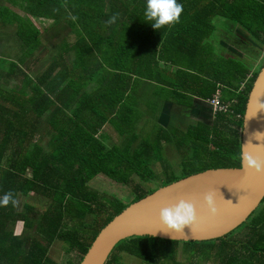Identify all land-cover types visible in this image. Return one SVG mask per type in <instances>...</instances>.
I'll return each instance as SVG.
<instances>
[{"label": "trees", "instance_id": "16d2710c", "mask_svg": "<svg viewBox=\"0 0 264 264\" xmlns=\"http://www.w3.org/2000/svg\"><path fill=\"white\" fill-rule=\"evenodd\" d=\"M5 1L0 0V31L14 32L24 50L17 60L0 55V79L21 85L9 91L0 86V197L11 191L17 201L35 196L49 205L27 204L21 212L17 205L0 207V264H81L101 230L131 205L193 174L240 167L243 115L260 70L242 85L243 64L224 59L209 40L217 29L214 19L223 18L264 45V0H177L183 5L181 22L158 31L145 19L147 0ZM62 15L71 19L67 31L77 39L58 41L49 51L41 46L34 19L51 20L53 29L62 25ZM113 15L116 22L107 24ZM24 56H34L42 70L36 74L32 67V75ZM139 81L164 90L173 85L168 90L183 97L195 93L208 102L217 97L226 111L217 112L213 123L188 125L186 131L158 123L153 138L146 139L139 127L140 98L133 95ZM106 126L119 136L113 144ZM167 145L191 152L183 157L182 178L168 165ZM196 162L205 164L193 167ZM159 163L165 168L162 187L148 191L143 185L161 179L154 170ZM101 175L130 186L132 201H110L92 188ZM18 222L32 230L30 240L9 230ZM57 242L77 257L53 260ZM180 247L190 264H264V209L217 239L122 241L106 264H125L119 253L143 264H185L178 259Z\"/></svg>", "mask_w": 264, "mask_h": 264}, {"label": "water", "instance_id": "95a60500", "mask_svg": "<svg viewBox=\"0 0 264 264\" xmlns=\"http://www.w3.org/2000/svg\"><path fill=\"white\" fill-rule=\"evenodd\" d=\"M257 135V140L255 137ZM264 144V67L259 71L248 94L240 135V152L244 144ZM250 146L254 155L264 157V150ZM215 195L217 216L210 217L203 206V195ZM197 204L201 222L188 235L171 237L159 230V210L179 199ZM264 206V175L244 173L239 168L209 169L193 174L131 205L99 233L81 264H106L117 245L135 237H155L173 241H205L236 231Z\"/></svg>", "mask_w": 264, "mask_h": 264}, {"label": "rangeland", "instance_id": "374dc122", "mask_svg": "<svg viewBox=\"0 0 264 264\" xmlns=\"http://www.w3.org/2000/svg\"><path fill=\"white\" fill-rule=\"evenodd\" d=\"M4 3H7L5 0H2ZM1 4H3L2 2H0ZM0 4V5H1ZM10 8H12L10 6ZM13 9V8H12ZM24 15V14H23ZM63 16V20L61 21V26L55 27L53 29H50L52 27V21L51 20H47V19H34V23L36 25V27L41 31V46H47L49 48V51L54 49L57 44L58 41L64 40V39H70L72 38V41H76L77 36L75 34H68L67 31V27L70 28L69 23L71 22V19L65 15ZM33 21V19H32ZM225 22H229L223 18H215L214 19V23L217 25V27H219L220 25V29H218V36L220 35V38L224 41V37L226 38V43L229 42L230 45H233L234 47H236L233 43L236 44V42L232 41L231 39H234L236 36L234 34L235 30H232L229 28V25H226ZM69 30V29H68ZM2 33H6V35H0V55L4 56V57H9L11 59L17 60L20 59L23 53L24 48L21 47V42L19 41V39L15 36L14 32H9L7 30H2L0 31ZM69 40V41H70ZM235 40V39H234ZM237 41V40H236ZM12 42V45H11ZM233 42V43H232ZM240 45V42H237ZM222 48V45L220 43L219 45ZM239 47V46H237ZM262 47V50L264 52V46H260ZM221 48L219 49V52L222 53L223 50H221ZM225 56H229L228 54ZM22 58H27L24 62V67H26V70H28L29 72L32 73L33 75V71L29 70L30 68L34 67V72H36V74L39 73V71L42 70V67H40V62H36L34 60V56L33 57H22ZM248 58V56H247ZM250 59V58H248ZM47 58H45L43 60L42 63H46ZM35 76V75H34ZM23 86V85H22ZM5 87L10 90L16 87L15 85V80H13L10 83H5ZM17 89H19V86H17ZM145 101L148 100V98H146V96L144 97ZM212 99V98H211ZM210 105V104H209ZM204 114H201L203 119H209V117L212 115L213 113V108L211 106H206L204 108ZM217 112H215L214 116L212 117V119L210 118L208 120V122L213 123L216 118H217ZM149 115V117H148ZM146 114L145 118L148 117V121H144V127L142 128V136L146 139H151L153 138L151 134H153L152 130L154 129L155 126L158 125L159 120L157 118H153V116H151L150 114ZM194 115V113H193ZM199 115V113H198ZM187 122H184V124H194L196 125L199 121V119L194 120L192 118L191 115H188L186 117ZM201 121V120H200ZM160 123L165 126H167V129H171L173 128V126H171L170 122L167 120L161 119ZM175 126H180L179 123H175ZM181 127V126H180ZM181 129V128H180ZM183 131H186V127H184L182 129ZM105 131L107 132V134L110 136V141L109 144H113L116 141L119 140V136L118 134L112 129L109 128L108 126L105 127ZM46 132L45 130V125L43 126V128L41 129V137L43 136V134ZM140 132V131H139ZM184 154L182 151L179 152L177 150H175L174 148H172V146L167 145L166 147V155L168 157V165L169 167L174 171L175 175H178L182 178L183 174V157L184 155H190L191 152L189 150H185ZM163 157V155H162ZM205 163L201 162L198 163L196 162L193 167H202ZM218 169V168H217ZM154 170L157 171V173L159 174L160 178L158 180L157 183L155 184H145L143 185L145 187L146 190H154L157 189L158 187L161 188L162 187V180H163V171L165 170V168H163V164H155L154 166ZM136 183L141 184V180L139 178H134ZM161 185V186H160ZM92 188L98 190L101 192L102 195H104V198L110 200V201H114V200H119L121 203L124 204H128L132 201V189L130 186H122L119 184H116L113 182V180H111L108 177H105L103 175L97 177L94 182L91 184ZM168 187V186H167ZM162 189V188H161ZM27 204H31L34 207L38 208V209H43L46 208L49 203L47 201H45L44 199L40 198V197H30V198H24V197H19L18 201H17V209L19 212H21L24 208L25 205ZM264 209V206H263ZM9 230H13L15 234L17 235H21L23 238H25L26 240H30V238L33 237V232L31 229H25V226L23 223L18 222V223H13L12 225H10ZM50 257L55 260L56 262L62 261V260H68V259H75V257H77L76 254H72L69 255L68 254V248L67 245L64 244V242H57L55 245H53V248L50 252ZM119 260H122L123 262L127 263V264H143L139 259H137L136 257L128 254V253H119ZM178 259L182 260V261H186L185 264H190V262H188L186 259H184V255L182 253V247H180L179 253H178Z\"/></svg>", "mask_w": 264, "mask_h": 264}, {"label": "crops", "instance_id": "0c3cea01", "mask_svg": "<svg viewBox=\"0 0 264 264\" xmlns=\"http://www.w3.org/2000/svg\"><path fill=\"white\" fill-rule=\"evenodd\" d=\"M229 21V20H228ZM226 25H229V28L234 31L235 34V40L231 39L232 41L236 42L233 43L235 46H239V47H234L233 45H230L229 42L226 43V38L224 37V41L220 38V35L218 36V29H220V25L219 27H217L215 34L213 35V37L209 40V42L215 46V50L218 54H220L224 59H234L236 62H240L243 64L242 68V73H239V77L241 81V77L242 75H244L243 79H242V85L244 82H246V80L250 79L252 75H254L256 72H258L259 70H261L262 66L264 65V52L261 51L262 47L260 46H264L261 43L257 42L255 39H252L249 35H247L244 30L241 29L240 26H237L236 24H234L233 22L229 21V22H225ZM237 40V41H236ZM240 40V41H239ZM240 42V45L237 43ZM221 43L222 48L219 46ZM221 48L222 53L219 52V49ZM229 55V56H225V55ZM250 58L248 59L247 58ZM165 66V62H163V67ZM166 68H169L170 71H178V68L175 65L172 64H168L166 65ZM5 81L3 79H0V86L3 89L8 90L5 87ZM15 85L16 87L14 89H17V86H19V89L21 88L20 82L17 81L15 79ZM133 85V83H132ZM132 85L130 86V88L132 87ZM173 85H170L166 87V90H164V85H160V87H155L153 85H148V81L144 82L143 81H139L137 83V88L134 90L133 95L135 93L138 94L139 98H140V108L139 111L143 114L140 118L139 121V127L140 129L144 127L145 122L144 121H148V117L150 114L151 116H153V118H157L159 120L158 123H160V120L163 119L169 121L171 124V126L177 127V128H181L183 129L184 127H187L188 125H194V124H184V122H187L186 117L188 115H191L192 118L194 120L199 119V122H205V123H209L208 120L214 116L215 111L213 109V113L212 115L209 117V119H203L201 114H204V108L207 106H211L209 105L210 103L206 100H202L200 98H198L195 93H193V95L190 94L189 96H184L182 92H179L177 90L176 92H173L171 89L168 90L169 87H171ZM12 90V89H10ZM9 91V90H8ZM158 92L160 93H165L166 95L163 96V99H158L155 98V94H157ZM229 95V93L225 92V94L223 95L224 98L227 97ZM146 96V98H150V101H145L144 97ZM160 100V102L158 101ZM170 100V101H168ZM180 100V101H179ZM151 102H157L159 103L157 109H152L149 108L152 106V104H150ZM213 108V106H211ZM194 113V115H193ZM199 113V115H198ZM148 115L147 118H145V115ZM201 120V121H200ZM175 123H179L180 126H175ZM161 124V123H160ZM162 125V124H161ZM164 127H166L163 124ZM167 147V146H166ZM166 155V153H165ZM167 156V155H166ZM162 164V163H160ZM122 263V260H120ZM127 264V263H125Z\"/></svg>", "mask_w": 264, "mask_h": 264}, {"label": "clouds", "instance_id": "9594fccd", "mask_svg": "<svg viewBox=\"0 0 264 264\" xmlns=\"http://www.w3.org/2000/svg\"><path fill=\"white\" fill-rule=\"evenodd\" d=\"M183 13V5L177 0H147L144 16L146 21L151 24L154 30H159L165 26L172 28L181 22ZM117 15H113L107 24H114L117 20ZM73 20L76 17H72ZM257 140H261L255 137ZM252 143L243 145L239 162L244 173H255L264 175V157L254 155L253 151L249 150ZM264 150V144L254 146ZM15 207L17 200L14 194L9 191L0 197V207ZM203 206L206 207L210 217H215L218 214V207L214 193L208 192L203 195ZM158 220L160 228L158 231L174 236H184L189 233L185 231L190 229V233L195 231L201 222V217L198 215L197 204L190 199H179L168 207H163L159 210Z\"/></svg>", "mask_w": 264, "mask_h": 264}, {"label": "built area", "instance_id": "2783aa9c", "mask_svg": "<svg viewBox=\"0 0 264 264\" xmlns=\"http://www.w3.org/2000/svg\"><path fill=\"white\" fill-rule=\"evenodd\" d=\"M209 103L213 106L215 112L226 111V108L223 105H220V100L217 97L210 99Z\"/></svg>", "mask_w": 264, "mask_h": 264}]
</instances>
